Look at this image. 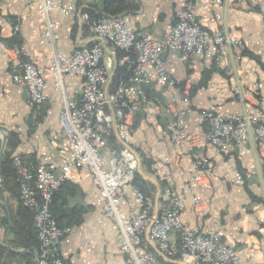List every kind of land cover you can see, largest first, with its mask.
<instances>
[{"label": "crops", "instance_id": "obj_1", "mask_svg": "<svg viewBox=\"0 0 264 264\" xmlns=\"http://www.w3.org/2000/svg\"><path fill=\"white\" fill-rule=\"evenodd\" d=\"M103 1L79 0V4L96 15L103 13ZM33 2L0 0V124L14 134L16 146L12 157L20 155L29 164H61L70 149L59 122L61 103L64 97H77L82 78L66 75L61 87L53 74L45 71L43 93L46 100L40 110L29 107L26 89L12 80L17 58L7 43L12 41L14 25L19 24L18 37L27 58L38 67L50 66L53 46L47 40L41 42L45 16ZM182 4L183 0H124L122 14L130 16L129 24L133 28L160 37ZM199 7L203 26L222 29L229 38L240 40L241 46L228 52L220 67L208 58L180 60L171 53L164 54L170 74L183 83L188 80L186 87L193 111L186 117L185 127L194 133L203 132L205 127L198 121L196 111L247 112L264 96V0H246L241 8L236 0H229V8L223 12L224 19L219 24L215 20L220 11L217 7L202 4ZM49 17L55 23L56 50L67 55L75 46L94 40L78 17L64 16L57 11L50 12ZM104 47V62L113 72L116 51L107 44ZM205 74L209 76L203 81ZM158 90L159 84L153 82L147 90L149 98H157ZM145 114L143 111L134 118L133 124L136 120L138 125L134 127L131 140L140 156V148L152 154L151 169L140 157L136 173L145 191L155 196L157 203L162 187L157 173L169 174L173 188L182 192L184 198L181 219L186 226L217 231L236 249L242 264H264V150L250 142L233 145L226 153L219 154L200 143L180 157L179 148L168 140L166 123L171 114L166 105L156 108L154 120L147 121ZM121 143L117 134H113L105 152L110 153ZM197 159H205L209 169L195 179L196 172L189 168ZM193 197L200 200L197 205L193 204ZM132 198L129 192L123 201L124 210L133 205ZM102 206L103 199L85 168L72 170L69 180L54 194L51 212L60 219L62 226L70 228L61 245V254L68 264H128L119 252L116 223L104 214ZM6 207L12 212L16 209V206ZM75 208L80 210L79 222L71 223L66 215ZM7 228V212L0 206V245L9 249L0 264H35L36 251L8 246ZM25 252L30 256H24Z\"/></svg>", "mask_w": 264, "mask_h": 264}, {"label": "built area", "instance_id": "obj_2", "mask_svg": "<svg viewBox=\"0 0 264 264\" xmlns=\"http://www.w3.org/2000/svg\"><path fill=\"white\" fill-rule=\"evenodd\" d=\"M33 3L45 16L41 42L47 40L53 46V55L50 66L41 68L27 58L23 45L11 47L17 58L11 77L26 89L29 107L40 110L46 100L45 71L51 72L61 87L66 75L82 78L77 97H64L61 103L59 122L70 142L64 162L28 165L20 155L12 159L19 199L33 213V227L39 240L35 264H68L61 254V245L70 228L59 226L50 203L69 180L71 171L80 168L89 171L91 182L103 199L104 214L115 221L119 252L128 264H240L233 246L217 231L191 228L183 223L184 198L182 192L173 188L169 174L157 173L162 183L157 203L155 196L136 185L141 156L131 143L135 116L145 111V119L154 120L156 108L166 105L171 114L166 123L168 140L179 148L180 157L200 143L219 154L233 145L250 142L264 150V96L247 112L196 111L198 121L205 127L201 133L188 132L185 119L193 111L186 87L188 80L183 83L170 74L164 58L165 53L180 60L203 57L222 66L227 53L240 47L241 41L229 38L218 27L203 26L199 4L217 7L220 11L215 20L219 24L229 8V0H183L160 37L133 28L128 14L93 18L81 8L79 0ZM236 3L241 8L246 0ZM52 11L78 17L94 40L75 46L67 55L56 50L55 23L49 17ZM19 28V24L14 25V35H18ZM103 43L121 53L115 68L126 71L117 78H113L104 62ZM153 82L159 84V93L157 98L150 99L147 90ZM113 134L122 143L107 154ZM208 169L205 159L195 160L189 168L196 172L195 179ZM129 192L133 194V205L124 210L123 201ZM192 201L197 205L200 200L193 197Z\"/></svg>", "mask_w": 264, "mask_h": 264}, {"label": "trees", "instance_id": "obj_3", "mask_svg": "<svg viewBox=\"0 0 264 264\" xmlns=\"http://www.w3.org/2000/svg\"><path fill=\"white\" fill-rule=\"evenodd\" d=\"M103 13L102 14H92L91 11L85 10L89 13V15L93 18H97L102 15H119L122 14L124 11V7H122L124 0H104L103 1ZM8 46L16 47L20 46L21 41L18 37V35H13L12 41L7 43ZM121 53L119 51H116V58L118 59ZM257 61H259L258 58H255ZM212 70H214V66H212ZM125 68H119L117 67L115 69V77L119 76L121 73L125 72ZM209 75H203V81L206 80V78ZM138 125V121L135 120V123L133 124V128ZM14 134L13 132L9 133V136L7 138L5 150L3 153L2 161H1V175H2V183L0 191L9 193L10 197H12L16 201V209L14 212L9 207V215L11 220V238H9V245L11 247H21L23 249H31L32 252L36 251L39 245L38 237L35 233L34 227H33V213L28 210L26 207H24L19 199V186L16 182V174L15 169L12 165V159L11 156L13 153V150L16 146L14 144ZM22 157V156H21ZM22 159L25 161V159L22 157ZM26 162V161H25ZM27 163V162H26ZM28 165H35V164H29ZM138 179L140 180V183H138ZM140 177H135V183L138 185L142 190L145 191V188H143L141 183ZM146 192V191H145ZM51 210V209H50ZM53 214V213H52ZM71 218L72 222H79L80 218V210L72 209L69 211V214L66 215V217ZM73 217V218H72ZM58 224L60 227L64 228L65 226H62L60 223V219L56 218ZM69 227V226H66ZM9 250L8 247L0 245V260L4 257L5 251ZM29 251V252H31ZM9 254V253H8ZM24 256L29 257L30 254L25 252L23 254Z\"/></svg>", "mask_w": 264, "mask_h": 264}, {"label": "rangeland", "instance_id": "obj_4", "mask_svg": "<svg viewBox=\"0 0 264 264\" xmlns=\"http://www.w3.org/2000/svg\"><path fill=\"white\" fill-rule=\"evenodd\" d=\"M241 46V45H240ZM111 65V63L109 62L108 63V65ZM107 66V65H106ZM116 69V68H115ZM109 70H110V72L113 74V78H117V77H115V71H113L112 72V70L110 69V67H109ZM142 113V112H141ZM135 118H137L136 116H135ZM147 121H148V119H147ZM2 125V124H1ZM150 125V124H149ZM151 125H152V123H151ZM132 130H134V128L132 129ZM5 133V131L4 130H2V129H0V144H1V140H2V136H3V134ZM119 144H118V146H117V148H114L112 151H116V149H118L119 148ZM142 150L143 151H145V153L144 152H142ZM139 151H140V153H141V155L143 156H141V161H142V159L146 162V165H147V167H148V169H151L150 167H151V164H152V157H151V155H150V151H148V150H145V149H139ZM143 153V154H142ZM151 162V163H150ZM136 177H138V175L136 176ZM138 183H140V180L138 179V181H137ZM1 183H2V180H1ZM142 183V182H141ZM142 186H144V184L142 183ZM0 188H1V184H0ZM2 204H5L6 206H16V202H15V200L12 198V197H10V195H9V193H5V192H2V191H0V206H2ZM221 236V235H220ZM234 248V247H233ZM235 249V248H234ZM235 251H236V249H235ZM237 252V251H236ZM237 254H238V252H237ZM238 256H239V254H238ZM239 261H240V264H242V262H241V260H240V257H239ZM67 262V261H66Z\"/></svg>", "mask_w": 264, "mask_h": 264}, {"label": "water", "instance_id": "obj_5", "mask_svg": "<svg viewBox=\"0 0 264 264\" xmlns=\"http://www.w3.org/2000/svg\"><path fill=\"white\" fill-rule=\"evenodd\" d=\"M0 129L4 130L5 133L2 136V142H1V146H0V167H1V161H2V155H3V151H4V147L6 144V140L9 136V132L8 129L0 124ZM1 180H2V175H1V171H0V184H1ZM2 206L5 208L6 212H7V216H8V228H7V233H6V237H7V244L9 246V234H10V230H11V220H10V215H9V211L6 207L5 204H2Z\"/></svg>", "mask_w": 264, "mask_h": 264}]
</instances>
